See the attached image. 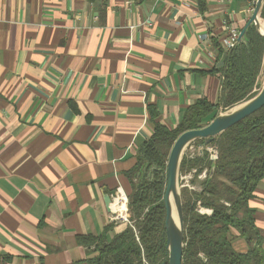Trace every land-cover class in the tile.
<instances>
[{"label": "crops", "instance_id": "crops-1", "mask_svg": "<svg viewBox=\"0 0 264 264\" xmlns=\"http://www.w3.org/2000/svg\"><path fill=\"white\" fill-rule=\"evenodd\" d=\"M251 14V0H0V264H86L79 237L121 233L104 196L128 199L157 123L216 103L224 22ZM248 206L264 255V177Z\"/></svg>", "mask_w": 264, "mask_h": 264}, {"label": "trees", "instance_id": "trees-1", "mask_svg": "<svg viewBox=\"0 0 264 264\" xmlns=\"http://www.w3.org/2000/svg\"><path fill=\"white\" fill-rule=\"evenodd\" d=\"M261 21L264 22V9ZM244 39L245 44L224 54L223 64L217 69L221 89L215 104L198 100L186 109L174 129L155 125L152 137L141 146L128 174L132 184L128 196L129 224L109 242L104 237H79L78 243L92 247L86 264H167L162 199L168 154L181 133L206 126L218 113L258 93L264 41L253 27ZM219 52L222 50L218 49ZM202 143L194 141L196 146ZM208 147L216 158L205 150L192 158L185 153L180 163V178L190 174L188 184L194 187L190 189L180 182L182 264H264L254 211L248 206L264 177V106L224 131ZM203 171L205 178L199 179ZM199 208L206 213H199ZM111 227L108 225L107 229ZM236 238L247 243L246 253L234 250Z\"/></svg>", "mask_w": 264, "mask_h": 264}, {"label": "water", "instance_id": "water-1", "mask_svg": "<svg viewBox=\"0 0 264 264\" xmlns=\"http://www.w3.org/2000/svg\"><path fill=\"white\" fill-rule=\"evenodd\" d=\"M264 9V0H256L253 12L245 25L240 30L235 42V47L240 44H245V34L251 27L254 28L258 36L264 41V27L262 26L261 14ZM234 47V48H235ZM264 51L262 58V65L259 74V91L248 101L236 105L218 115L209 122L206 126L189 130L181 133L174 141L166 161L165 169V188L163 194V207L165 211L164 217V231H165V252L167 254V264H182V255L184 248V224H183V210L181 203L179 183L180 163L182 160L184 150L194 143L196 140H202L201 145H197L199 155L203 151L210 149L208 145L217 139L224 131L231 128L238 122L249 117L264 106ZM263 75V76H262ZM216 158V154L214 156ZM214 168H211L210 176L213 174ZM104 204L107 210L113 212L112 199L110 196H104ZM173 204V206H172ZM175 211V219H173V208Z\"/></svg>", "mask_w": 264, "mask_h": 264}, {"label": "built area", "instance_id": "built-area-1", "mask_svg": "<svg viewBox=\"0 0 264 264\" xmlns=\"http://www.w3.org/2000/svg\"><path fill=\"white\" fill-rule=\"evenodd\" d=\"M255 1L256 0H251V11L252 12H253V9H254ZM224 26L226 27V30H227V36L224 39L221 40V45H222L223 50L226 53H228L229 51L234 49L235 42H236V39L238 37V34H239L240 30L238 29L237 26H235V24L233 25V24L229 23V25H228V24H226V22H224ZM206 38H207V36L203 37V39H206ZM191 149L192 148H190V150ZM189 152H192V151H189ZM208 152L210 154H212V157L214 158L215 153L211 149H208ZM194 155H199V152H198L197 148L192 153H189L188 157L192 158V157H194ZM205 175H206V171H203L198 176V178L199 179H204ZM187 177H188V180H189L191 178V175L190 174L185 175V176L181 177V179L184 180ZM188 180H187L186 183L183 184V186H186V187H188L190 189H194V187H191L188 184ZM111 199H112V203L115 205L114 206L115 207L114 208V213H113L111 219L113 221H121V222L128 223V220H129L128 199L125 196V194L122 192V190L120 188L116 189L114 194L111 195ZM123 207H124V211L119 210L120 208H123ZM198 212L203 214V213H206V210H204L202 208H199Z\"/></svg>", "mask_w": 264, "mask_h": 264}, {"label": "rangeland", "instance_id": "rangeland-1", "mask_svg": "<svg viewBox=\"0 0 264 264\" xmlns=\"http://www.w3.org/2000/svg\"><path fill=\"white\" fill-rule=\"evenodd\" d=\"M264 23V22H263ZM263 75H264V72H263ZM262 75V76H263ZM190 148H192L191 150H190ZM197 148V146L194 144V143H192L191 145H189L185 150H184V153H187V154H189V153H192L195 149ZM211 149V148H210ZM212 150V149H211ZM189 151H192V152H189ZM213 151V150H212ZM212 155V154H211ZM187 180H188V177L186 178V179H184V180H182L181 178L179 179V183L181 182V181H183L182 183L184 184V183H186L187 182ZM190 180V179H189ZM188 180V181H189Z\"/></svg>", "mask_w": 264, "mask_h": 264}, {"label": "bare ground", "instance_id": "bare-ground-1", "mask_svg": "<svg viewBox=\"0 0 264 264\" xmlns=\"http://www.w3.org/2000/svg\"><path fill=\"white\" fill-rule=\"evenodd\" d=\"M262 26L264 27V23H262ZM263 29H264V28H263ZM262 81H263V84H264V77H263V80H262ZM172 206H173V204H172ZM172 208H173V219L176 220V219H175V211H174V207H172ZM119 210L124 211V207H123V208H120Z\"/></svg>", "mask_w": 264, "mask_h": 264}]
</instances>
